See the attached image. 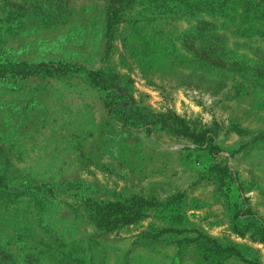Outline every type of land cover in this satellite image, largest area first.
Wrapping results in <instances>:
<instances>
[{
    "label": "rangeland",
    "instance_id": "rangeland-1",
    "mask_svg": "<svg viewBox=\"0 0 264 264\" xmlns=\"http://www.w3.org/2000/svg\"><path fill=\"white\" fill-rule=\"evenodd\" d=\"M0 264H264V0H0Z\"/></svg>",
    "mask_w": 264,
    "mask_h": 264
},
{
    "label": "trees",
    "instance_id": "trees-1",
    "mask_svg": "<svg viewBox=\"0 0 264 264\" xmlns=\"http://www.w3.org/2000/svg\"><path fill=\"white\" fill-rule=\"evenodd\" d=\"M85 75L87 79L90 80L91 83H93L96 87H99L100 89L103 90L108 89V86H106L107 84H104L103 80H109L110 83H113L115 81L112 75H106V74L104 75L101 72H89V73H85ZM109 89L112 92L111 95L115 97L114 98L115 101L109 103L108 106L109 115L119 114L121 116H125L126 114L127 115L131 114V112L135 110V108L132 107V102L130 97L127 95L126 91L122 87H118V85H114L109 87ZM144 125L147 127L150 125L151 127V124H144Z\"/></svg>",
    "mask_w": 264,
    "mask_h": 264
}]
</instances>
